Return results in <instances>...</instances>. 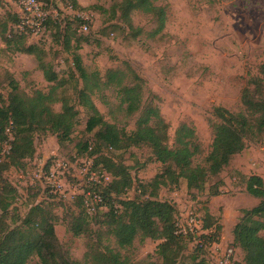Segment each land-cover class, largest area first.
<instances>
[{"label": "rangeland", "instance_id": "obj_1", "mask_svg": "<svg viewBox=\"0 0 264 264\" xmlns=\"http://www.w3.org/2000/svg\"><path fill=\"white\" fill-rule=\"evenodd\" d=\"M74 1L77 7L70 0H50L49 5L41 1L49 7L53 19H58L57 24L51 23L44 33L30 36L27 42L39 44L46 53V62L61 78L70 80L61 91L80 112L73 141L61 145L54 135H36L34 156L27 159L23 167L12 168L5 175L17 189V200L11 207L6 224L10 228L21 225L34 206L48 201L44 209L50 211L54 218L60 248L74 260L83 261L89 245H95L119 250L123 256L130 258L132 264H149L158 260L155 251L160 242L150 239L141 241L138 237L131 248L121 250L100 224L110 210L106 202L89 212L84 199L83 206L90 216L89 232L75 237L68 230L72 212L76 215L80 212L76 202L80 194L91 188L94 189L92 192L100 194L107 186L96 187V190L95 186H82L80 178L83 176L79 173L81 160L91 158L95 165L97 158L105 156L130 168L133 187L115 198V208L120 211L121 202L147 199V195L142 196L141 185L148 184L163 170V166L152 158L150 150L144 147L123 151L103 147L102 152L93 157L78 153L79 142H89L92 148L95 144L93 133L86 131L90 113L77 100V90L82 89V81L70 78L71 72H75L74 54L80 55L89 73H99L103 82L107 81L110 70L126 72L130 80H125L124 84L134 82L133 71L143 80L144 101L150 99L169 125L171 144L180 125L185 123L195 128L203 150L202 155L197 157L198 164L211 152L214 109L223 107L238 112L246 85L255 77L264 78V0H160L157 5L167 9L166 23L161 31H158L156 17L141 12L132 14L133 29L120 18V12L112 19L111 8L122 0ZM17 12L18 0H0L1 22ZM77 18L84 24L81 25ZM69 22L74 23L70 33L73 39L70 49H67L64 32ZM83 25L88 27V31L81 30ZM79 39L83 40L76 51ZM13 50L0 36V91L5 98L10 92L5 80L7 73L28 94L35 90L48 93L51 84L45 81L38 69L36 58ZM92 99L107 122L116 123L128 131L135 129L139 114L126 117V105L122 104L118 88L106 86ZM54 109L61 111V104H55ZM256 142L248 140L245 151L235 156L219 177L212 178L204 191H189L186 182L182 181L178 187H162L158 192L160 201L176 208L177 223L185 228H188L191 214L202 219L204 227L206 214L214 216L218 223H222V213L225 214L220 244L218 241L207 246L209 253L206 258L211 264H215V256L230 248L235 249L232 264H244V255L234 247L232 238L233 229L243 217V212L256 203L246 191L247 176L264 175V145ZM1 158L3 160L4 157ZM55 159L66 160L71 166L65 176H59L57 182L63 186L58 192H53L46 180ZM104 166L95 167L107 171ZM40 175L45 179H40ZM219 180L224 182L220 195L211 197L210 188L216 187ZM196 245L195 241L189 245L184 259L192 256ZM38 262V258H34L32 264Z\"/></svg>", "mask_w": 264, "mask_h": 264}, {"label": "trees", "instance_id": "obj_2", "mask_svg": "<svg viewBox=\"0 0 264 264\" xmlns=\"http://www.w3.org/2000/svg\"><path fill=\"white\" fill-rule=\"evenodd\" d=\"M70 1L77 7L76 1ZM158 1L122 0L111 8L112 19L120 12V18L133 29L132 14L141 12L156 17L158 31H161L166 23L167 9L158 6ZM77 19L81 25L84 24L83 20ZM57 20L50 18L48 25ZM19 23L17 14L9 15L6 21L0 20V36L8 47L14 48V52L36 58L38 69L45 81L51 84V89L48 93L35 90L28 94L7 73L8 97L5 98L0 91V153L9 141L8 130L13 137L9 154L1 156L3 160L0 157V264H32L34 258H38L37 264H132L130 258L123 256L119 250L95 245H89L83 261L74 260L60 248L54 218L50 211L44 209L48 201L34 206L21 225L10 228L6 224L11 207L17 200V189L5 175L12 168L23 167L25 161L34 156L36 135H54L61 145L72 142L80 114L61 91L70 80L61 78L54 67L46 62V53L39 44H27L31 35L17 30ZM73 25L69 22L64 32L67 49H70L73 39L70 34ZM81 40L76 41V51L80 48ZM73 64L75 72H71L70 78L82 81V89L77 90V100L90 113L86 131L93 133L95 144L92 148L89 142H79L78 153L93 157L102 152L103 147L111 151L144 147L150 150L154 161L163 166L154 179L141 185L142 196L147 195L148 198L121 202L120 211L115 208V198L132 189L134 181L130 168L105 156L97 158L95 166L105 165L112 177V181L100 193L110 208L100 222L102 229L104 227L106 233L115 239L121 250L131 248L138 237L141 241L150 239L160 242L155 251L158 260L149 264H211L206 258L209 253L207 246L221 241L222 223H218L211 214H206L204 228L213 229L215 233L205 236V243L196 245L192 256L184 259V252L195 240L193 236L179 233L176 208L160 201L158 192L162 187H178L182 181L186 182L189 191L202 192L212 178L219 177L231 165L235 156L245 151L248 140H256V144L264 145V78L255 77L246 85L241 95L242 107L238 112L223 107L214 109L211 152L197 164V157L202 155L203 150L195 128L185 123L180 125L171 144L169 125L150 99L144 101L143 80L133 71L130 70L134 82L124 84L130 78L120 70L108 71L107 81L103 82L99 73L86 70L79 54H74ZM106 86L119 89L122 104L126 105V117L139 114L134 130L128 131L116 123L107 122L94 104L93 95ZM57 103L61 104L59 112L54 109ZM223 185L224 182L219 180L216 187L210 188V196L220 195ZM96 187L99 186H95V190ZM246 191L260 202L251 210L243 212V217L233 231V245L242 251L244 264H264V180L256 175L247 176ZM84 199L80 196L76 201L80 208L79 214H71L73 217L68 230L75 237L89 232L90 216L83 206Z\"/></svg>", "mask_w": 264, "mask_h": 264}, {"label": "built area", "instance_id": "obj_3", "mask_svg": "<svg viewBox=\"0 0 264 264\" xmlns=\"http://www.w3.org/2000/svg\"><path fill=\"white\" fill-rule=\"evenodd\" d=\"M19 16L20 23L17 26V30L20 32H28L32 37L44 33L46 27H48L49 19H53L49 13V7L39 0H18ZM82 31H88V27L83 25L81 28ZM9 141L4 145V150L0 153V157L8 155L11 150V141L13 137L8 130ZM6 148V150H5ZM77 158V157H76ZM80 171L79 173L83 176L80 178L82 186L91 185V186H104L108 185L112 181L111 175L105 170H98L91 158H86L85 160L80 161ZM70 163L66 160L55 159L52 162V166L49 172L46 174V180L51 186L53 192H58L62 188V184L57 182L59 176H65L70 170ZM43 172V169L39 171ZM45 175V176H46ZM45 179L43 175H40V179ZM45 180V181H46ZM85 198V204L89 212L95 210V207L104 205L103 197L92 190L82 192L80 194ZM89 200H92L89 202ZM177 227L180 234L184 236H193L195 243L197 245H203L205 243V236H209L212 233H215L213 229H205L204 222L202 219L197 218L194 214L189 216L188 228H185L177 223ZM220 244V242H219ZM213 244H210L212 246ZM235 255V249L230 248L227 251H224L222 254L215 256V264H232L233 258Z\"/></svg>", "mask_w": 264, "mask_h": 264}, {"label": "crops", "instance_id": "obj_4", "mask_svg": "<svg viewBox=\"0 0 264 264\" xmlns=\"http://www.w3.org/2000/svg\"><path fill=\"white\" fill-rule=\"evenodd\" d=\"M255 175L261 177V178L264 180V175H263V174L259 173V174H255ZM248 195H249V194H248ZM249 196L252 197L251 195H249ZM252 201H253V202H256L255 205H254L252 208H254L255 206H257V205L259 204V200L256 199V198H254V197H252ZM252 208H251V209H252ZM251 209H250V210H251ZM236 225H237V224H236ZM236 225H235V226H236ZM222 226H223V231H224V226H225V214H223V213H222ZM234 228H235V227H234ZM233 231H234V229H233ZM232 241L234 242V235H233ZM233 242H232V243H233ZM237 249H238V248H237Z\"/></svg>", "mask_w": 264, "mask_h": 264}]
</instances>
